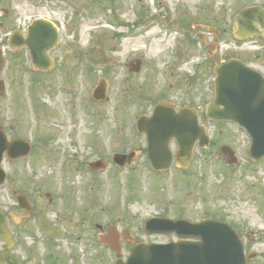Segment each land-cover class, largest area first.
Here are the masks:
<instances>
[{"label": "rangeland", "instance_id": "1", "mask_svg": "<svg viewBox=\"0 0 264 264\" xmlns=\"http://www.w3.org/2000/svg\"><path fill=\"white\" fill-rule=\"evenodd\" d=\"M167 1L172 13L182 0ZM228 1L215 0L216 9ZM156 2L0 0V46L6 48L0 78L7 86L6 93L0 94V128L13 123L26 140H38V136L48 140L46 152L40 153L44 156L35 165L41 174L56 177L52 182L40 179L46 187L81 195L98 184L105 210L117 204L115 215H126L139 226L156 214L190 220L221 218L232 223L243 238L247 254L252 255L248 264H264V158L251 160V139L244 129L201 115L213 143L204 149L196 146L186 169L174 164L156 172L146 154L122 168L113 162L114 152H129L141 143L136 118L151 114L160 97L179 105L195 103L204 113L205 104L214 96L213 70L201 65L205 48L190 49L188 38L181 33L184 30L164 20ZM200 2L193 0L189 9L193 17L200 13ZM250 2L264 5V0ZM153 14L158 19L150 18ZM39 16L54 20L61 28V45L54 52L60 64L66 58L71 69L76 51L84 53L77 60H81L78 69L73 67L68 75L59 70L39 73L28 51L9 47L8 36ZM234 40H222L218 59L227 52L238 54ZM241 57L257 68L264 67L262 53L250 51ZM134 60L141 61L139 72L129 70ZM197 75L198 79L193 78ZM101 78L107 82L106 101L92 95ZM224 145L236 152V162L222 152ZM99 158L108 162L105 169L91 170L85 165ZM93 172L98 175L92 176ZM111 263L107 259L105 264Z\"/></svg>", "mask_w": 264, "mask_h": 264}, {"label": "flooded vegetation", "instance_id": "2", "mask_svg": "<svg viewBox=\"0 0 264 264\" xmlns=\"http://www.w3.org/2000/svg\"><path fill=\"white\" fill-rule=\"evenodd\" d=\"M200 1L198 5L200 13L197 17L189 14L193 0L178 2L172 13L169 1L160 3L157 0L156 5L161 8L160 16L164 20L167 18V21L170 20L169 24L184 30L181 33L188 38L187 44L190 49L205 48L202 66L214 70L218 61L238 58L247 65L256 67L241 57L242 53L250 51L262 53L264 61V5L250 0L235 2L229 0L227 6L216 9L215 0ZM252 6H256V9L250 17L248 18L247 15L239 19L242 11ZM217 12L218 15H222L220 19L216 17ZM42 18L44 17L39 16L32 21ZM150 18L158 19V16L153 14ZM217 20L221 22L218 23ZM50 21L58 30V44L49 53L54 60V67L50 72L59 70L61 74L68 75L73 67L78 69L81 60L79 62L77 60L79 55L82 56L84 53L81 50L76 51L75 65L70 62L71 69L66 58H62L63 62L60 64L61 60L55 57L54 52L61 45V28L54 20ZM120 23L121 21L118 20V24ZM29 25L21 30L24 36L28 33ZM50 33L49 31L48 34ZM226 37L235 39L233 44L238 54L234 51L227 52L218 59L219 46ZM258 47L261 49L257 50ZM21 49L28 51L26 47ZM35 70L39 73L46 72L39 68ZM193 78L198 79L199 75ZM164 98L166 97L159 99ZM173 106L176 110L185 106L193 109V104L189 102L179 105L175 101ZM196 111L200 119L201 111L198 108ZM0 130V139L6 145L25 139L24 134L20 133L13 123ZM12 130L16 132L11 134ZM141 136L143 138L141 143L131 149V152L136 150L138 156L147 155L146 148L149 146L147 136L145 134ZM25 143L14 144L10 150L6 147L3 152V170L0 173V264H105L107 259L112 262L111 264H115L117 260H127L133 250L142 244L180 240L174 234L148 233L144 224L139 226L126 215L124 217L115 215L117 204L110 206L112 209H108L107 212L100 199L98 184L93 185L88 193L81 195L67 189L57 190L52 188L53 185L50 188L46 187L40 179L52 182L51 180L56 177L51 178L52 175L48 176L47 173L41 174L35 165L40 156H44L42 154L46 152L49 142L38 136V140L31 137V141L27 140V144ZM171 145L176 147L177 142L172 139ZM98 161V164H104L103 158H99ZM90 162H85V165L92 168L94 165ZM63 167L67 169V162ZM96 175L98 173H92V176ZM94 180L95 178L92 179ZM105 215L108 216L107 221H104ZM81 245L84 247L82 248ZM79 247L83 252L78 253Z\"/></svg>", "mask_w": 264, "mask_h": 264}, {"label": "water", "instance_id": "3", "mask_svg": "<svg viewBox=\"0 0 264 264\" xmlns=\"http://www.w3.org/2000/svg\"><path fill=\"white\" fill-rule=\"evenodd\" d=\"M247 12L249 15L252 9L243 14ZM48 30L51 33L45 40L44 31ZM23 42L30 47L35 65L44 68L50 64L46 52L56 43V32L50 24L31 27L28 39ZM3 63L0 50V66ZM215 72L216 96L208 104L207 113L211 118L235 120L244 126L252 136L250 155L258 161L264 156V77L238 60L216 65ZM166 108L157 107L154 115L145 119L150 122L145 128L151 143L149 157L152 165L160 170L168 168L173 159L168 146L171 135L175 134L180 142L176 158L179 161L183 157L184 166L192 157L194 144L188 140L187 110L166 115ZM200 139L201 145L208 143L202 130ZM2 153L0 142V160ZM148 224L151 230L176 232L180 237H195L199 241L148 245L135 251L127 262L118 264H247L243 241L229 223L217 219L192 222L161 217L151 219Z\"/></svg>", "mask_w": 264, "mask_h": 264}]
</instances>
